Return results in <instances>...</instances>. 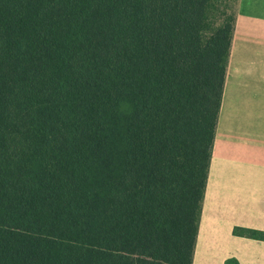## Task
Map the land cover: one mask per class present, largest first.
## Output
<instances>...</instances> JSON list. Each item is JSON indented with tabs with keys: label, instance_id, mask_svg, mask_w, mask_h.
Instances as JSON below:
<instances>
[{
	"label": "trees",
	"instance_id": "obj_1",
	"mask_svg": "<svg viewBox=\"0 0 264 264\" xmlns=\"http://www.w3.org/2000/svg\"><path fill=\"white\" fill-rule=\"evenodd\" d=\"M215 11L0 0V264H191L234 27Z\"/></svg>",
	"mask_w": 264,
	"mask_h": 264
},
{
	"label": "crops",
	"instance_id": "obj_2",
	"mask_svg": "<svg viewBox=\"0 0 264 264\" xmlns=\"http://www.w3.org/2000/svg\"><path fill=\"white\" fill-rule=\"evenodd\" d=\"M234 4L191 264H264V0Z\"/></svg>",
	"mask_w": 264,
	"mask_h": 264
},
{
	"label": "rangeland",
	"instance_id": "obj_3",
	"mask_svg": "<svg viewBox=\"0 0 264 264\" xmlns=\"http://www.w3.org/2000/svg\"><path fill=\"white\" fill-rule=\"evenodd\" d=\"M235 0H215V15L220 17L222 13H226V17L234 12Z\"/></svg>",
	"mask_w": 264,
	"mask_h": 264
}]
</instances>
